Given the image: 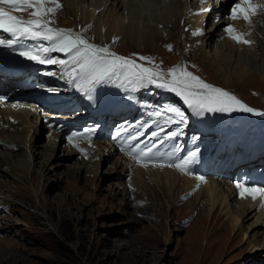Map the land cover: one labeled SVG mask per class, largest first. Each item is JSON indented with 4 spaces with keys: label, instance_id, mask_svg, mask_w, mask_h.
Returning a JSON list of instances; mask_svg holds the SVG:
<instances>
[{
    "label": "rangeland",
    "instance_id": "1",
    "mask_svg": "<svg viewBox=\"0 0 264 264\" xmlns=\"http://www.w3.org/2000/svg\"><path fill=\"white\" fill-rule=\"evenodd\" d=\"M105 1L107 0L102 1L100 8H96V17L99 16L103 22L109 20L110 12V2ZM169 1L141 0L139 13L148 14L150 10L153 11L155 17H151L150 22L156 24V17L161 16L162 8ZM208 1H189L191 6L188 10L185 7L187 0H182V3L177 1L182 14L169 21L170 36L160 38L151 47H143L142 50L131 43L120 44L118 38L112 42H100L89 26L80 24L79 16H67L68 9L61 0V7L49 17L54 21L50 26L72 30L92 44L108 47L118 55L137 59V62L151 67L152 64L138 60L140 56L149 57L164 72L173 67L185 66L205 82L230 92L256 111L264 112V54L257 60L246 52L236 53L228 47L216 59L205 57L214 56L216 48L205 45L203 37L210 31H216L222 35L219 41L223 42L226 39L225 27L231 25L235 28L230 22V14L238 2L222 0L219 5L216 0H210L211 8L207 10L204 24L193 26L194 19L189 18L188 14L198 13ZM254 3L264 5V0H254ZM86 7L91 12L95 10L91 1ZM20 13L31 16L29 11ZM117 15L123 17L125 22L128 21L127 10L120 9ZM223 21L227 23L224 24ZM239 22L241 29H235L237 33L244 34V39L249 38L248 41H251L264 37L258 32L260 28L264 32V7L251 16L250 23L242 18ZM231 40L235 45L250 47L249 44ZM215 64L221 66L228 80L216 75ZM46 67L55 69L49 65ZM72 67L69 64L66 69L64 67L63 72L58 71L57 78L68 77L67 72ZM43 69L44 66L38 72ZM236 73L247 76L239 81ZM117 83L116 86L112 85L108 97L99 106L103 115L97 119H109L111 109L120 105L122 109L129 108L130 115L138 116L140 123L145 122V130L152 132L164 127L165 132L180 133L163 143L159 142L160 138L150 140L149 147L156 143L150 154L151 159L159 154L157 160L163 165L169 161L160 153L169 158L172 151L170 141L180 137L185 140L189 136L185 128L194 120L199 121L202 126L218 124L226 114L229 126L235 120L231 116H248L251 124L248 128L249 138L255 135L257 141L264 144V115L234 111L197 116L174 93L154 85L135 87L130 92L114 96V91L120 93L125 88L121 80ZM51 88L55 91L60 89V92L63 89L56 84ZM108 88L107 81L98 84L92 99L87 98L85 103L78 104V108L90 110L92 105L88 104L97 103L98 96ZM18 106L17 111H13L11 107L7 110L8 113H13L16 118L21 113L30 116L23 115L19 121L23 127L14 133L18 135L20 144L23 145L28 140V149L31 147L33 153H41L37 156V166L31 175L29 152L22 151L19 157L18 147L0 146V153L3 152V155L8 156L9 151L13 150L20 163V169L13 172V176L17 178L14 181L0 165V253L5 250L17 252L23 261L20 264H264V249L260 247L263 244L262 226L257 228L251 226L253 221L242 220L235 226L232 223L234 214L230 213L225 204L217 206L216 212L210 213L204 184L194 186V183L184 182V177L199 175V171L196 174H186L172 167H144L125 156L117 155L120 151L115 152V147L113 149L112 145L101 141L95 142L91 146L92 153L89 150L85 155L78 154L69 143L67 146L62 140L58 142L56 149H50V146L47 147L51 140L50 131L47 134L44 128L38 126L37 120L32 121L37 118L33 117L35 109L27 103ZM169 106L180 108L187 120L183 123L165 124L168 115H172L174 121L177 119L174 114H165L163 118L153 115L155 111H164ZM119 125L126 127L123 123ZM115 128H119L117 124ZM148 137L149 132H144L136 141ZM142 150L146 151L147 148L142 147ZM175 161L177 163L178 159ZM169 169L174 173L170 175V181L163 173ZM188 187L192 188V192L185 190ZM198 195L200 200H196ZM46 198L49 204H46ZM256 231L259 235L254 236Z\"/></svg>",
    "mask_w": 264,
    "mask_h": 264
},
{
    "label": "snow or ice",
    "instance_id": "2",
    "mask_svg": "<svg viewBox=\"0 0 264 264\" xmlns=\"http://www.w3.org/2000/svg\"><path fill=\"white\" fill-rule=\"evenodd\" d=\"M48 5L52 6L49 7ZM60 7L59 0H0V31L7 33L10 37L6 39L0 35V46L11 48L25 39L52 42L51 47H41L35 51H22L20 55L39 64L66 66L71 63L73 67L68 72V76L73 80L78 77L84 78L85 90L88 93L94 91L96 85L116 79L135 87L154 85L156 88L174 93L197 116H204L206 113H230L234 111L264 115V112H258L249 107L230 92L205 82L199 76L188 71L185 66L173 67L164 72L149 57L140 56L138 60L152 64L151 67L146 66L145 63L137 62V59L118 55L108 47L92 44L72 30L51 27L50 25L54 21L49 17L53 16ZM262 7L264 5L254 3V0H238L231 9L230 19L242 18L250 23L251 16L255 15ZM22 11H29L31 18L23 19L14 14ZM225 31L238 43H251L244 39L243 34L237 33L231 25L226 26ZM39 52L64 53L70 57V60L43 58L39 55ZM89 99H92L91 95H89ZM165 114H174L177 118L174 121L173 116L168 115L164 121L165 124L183 123L187 120L186 114L178 107L169 106L164 111L158 110L153 113L158 118H163ZM148 127H151V125ZM90 132L91 130H89ZM162 133L165 134L161 136ZM179 134L175 131L165 132V128L160 127L150 133L149 139L155 141L156 138H160L159 142L163 143L165 140H172ZM86 135L88 133H73L68 137V140L73 143L74 139ZM116 135L119 136L120 133L117 132ZM143 135L144 132L140 131L135 135H130L129 139L137 140ZM73 146L79 147L75 143ZM155 147L156 143L154 142L146 151L133 155V159L147 167L148 163L152 162L150 154H152ZM80 150L84 151V149ZM197 158L198 151H191L179 162L167 166L175 167L181 172L187 173L191 165L197 162ZM154 166L164 167L165 165L154 163ZM198 179L204 182L203 176L198 177ZM236 188L239 190L242 199L250 197L253 201L258 199L264 201V187L248 186L237 182ZM261 207L264 208V203L261 204Z\"/></svg>",
    "mask_w": 264,
    "mask_h": 264
},
{
    "label": "bare ground",
    "instance_id": "3",
    "mask_svg": "<svg viewBox=\"0 0 264 264\" xmlns=\"http://www.w3.org/2000/svg\"><path fill=\"white\" fill-rule=\"evenodd\" d=\"M61 1L64 2V4L66 5V8L68 9L67 16H72V15L79 16L80 17V20H79L80 24H82L83 26L85 25V27L89 26L92 29L91 31H94V36L98 40H100V42H103V43H105L106 41L112 42L113 39L117 40V38H118L119 39L118 43L123 44L124 42H126L127 45L131 43L136 48H140V50H142L143 47L144 48L145 47H151L156 41L158 42L160 38L166 39L167 37L170 36L171 29L168 28L169 27V21L172 20V17H174V16L177 17L181 13V8L179 7L180 4L178 5L177 1L182 3V0H170L167 3V5L162 8L163 11L160 14L161 16L156 17L157 23L152 24L150 22V18L155 17V13L151 10L149 11L150 13H148V14H144V12L139 13V6L141 4V0H139V1L138 0H111V1L107 0V1H105L107 3L110 2L109 6H108V4H106L108 6V10H110L109 20L107 22L105 21L106 23L103 22L99 16L96 17V14H97L96 8H100L102 6L103 0H61ZM89 1H91L92 5L95 6V10H93L92 12L89 10V8L86 7V4H88ZM189 1L193 2L194 0H187V5L185 6L186 10H188V8L191 6V5H189ZM216 2L219 5L222 4V0H216ZM210 6H211V2L209 0L206 3V5L201 8L202 10L199 11L198 13H194V14H188V12L186 13V14H188L189 18L194 19L193 26L195 24H199L200 26H201V24H204L205 19L207 17V12H208L207 10H209L211 8ZM85 7L87 9H85ZM120 9L127 10V13H128V21L127 22H125L122 19L123 17H120L117 15V11L118 10L120 11ZM77 16H76V18H77ZM230 22L232 23L233 26H235V28H237V30H239L240 24H241L239 22V19H237V20L231 19ZM222 23L225 24L227 22L223 21ZM262 31H263V28H260L258 30L259 35H261V33H262V35L264 36V32H262ZM221 36L222 35L219 33H216V31H210L206 36L203 37V39L205 40V41L203 40L205 42V45H207L210 48H213V47L216 48V53H215L216 56L214 55L211 57L210 55H208V56L204 55L206 58H210L211 60H212V58L216 59L217 57L222 56L223 50L227 49L228 47H231V49H234V51H236V53H240V54L243 53L244 54V52H246V54L251 55L252 58L254 57L257 60H259V56H262L264 54V39H263L264 37H259L258 40H255V39L251 40L250 41L251 43L249 44L250 47L245 48L242 45L241 46L235 45L236 43L232 42V40H231L232 38L228 35L227 32H225L224 38L226 36V39L223 42L219 41ZM248 40H250V39L248 38ZM51 46H52V42H50L49 46L46 45V47H51ZM197 51H198V49H197ZM48 54H49V57L51 56L50 58L61 59V60H70L69 56L67 57V59H64V57H63V55H65L64 53H60V52H49V53L39 52L40 56L41 55H48ZM201 55H203V54H201ZM204 56H203V58H204ZM46 65L47 64H43L44 69L41 71V72H43V74L41 75V78L44 81L48 82V85L53 86L54 84L52 82H50L49 78L51 76H54V74L49 75L47 73L52 69H48L46 67ZM49 66L57 68L60 65L57 64V65H49ZM215 67H216V70H215L216 75L217 76L219 75L218 77L221 76L222 79H224L225 81L228 80V76L226 73L223 74V69L221 68V66H219V65L217 66V64H215ZM192 71H194V70H192ZM246 76L247 75L244 73H236L237 80H239V81L243 80ZM3 106L10 109L11 104H8V105L0 104V130H2V131H0V146L18 147V151L20 153L19 157H20L22 151L29 152V154H30L29 155L30 174L33 175L35 172V167L37 166V162H36V159L38 158L37 156L41 152H39V153L34 152L33 153V149H31V147L28 149V147H29L28 140L25 143H23V145L20 144L19 140L17 139L18 135L14 133L16 130L20 131V129L23 127V125L21 126V122H19L22 119L23 115L26 117H29L30 115L27 113L26 114L21 113V114H18L17 115L18 118H16L15 116H13V113H8V111L1 110V108H3ZM10 122L13 124H17V125L16 126L12 125V124H10ZM28 125H30V124H28ZM50 135H51V137H50L51 140L49 141V145L47 147L50 146V149H56V145L58 144L59 141L63 140V138L54 132H50ZM232 146L235 149L237 146V142L234 141ZM234 151L237 152L238 149L234 150ZM3 154H4L3 152L0 153V165H2L1 168L6 171L7 176H11L13 178V181L17 180V178L13 176V172L20 169V163H19V161H17V158H16L17 156L14 155L13 150L9 151L8 156H7V154L6 155H3ZM32 165H33V168H32ZM5 167H7L8 169H5ZM22 169H23V167H22ZM149 169L154 170L155 168H149ZM163 173L166 176L167 180L170 179V175L174 174L173 170H170V169L164 170ZM216 174L217 173L215 171L208 172V173L207 172H205V173L200 172L199 175L193 176L191 178L184 177L186 180L184 182H186V183L188 182V184L194 183V184H192L194 186L199 184V183L204 184L205 187L204 186L203 187L207 188V190H206L207 192L206 191L205 192L208 194V203L210 204V206H209L210 207V213H212L213 211L216 212L215 210H216L217 206H220L221 204H225L229 207L230 213L234 214L235 219H234V222H232V223H235V226L239 225L241 220L243 222L244 221H248V222L253 221L251 226H254V227H257V226L261 227L262 226V228L264 229V208L261 207V204L264 203V201H261L259 199L256 201H253L250 197L247 199H242L239 195V190L236 188V185L229 184L225 181L219 180L218 177H215ZM184 175H186V174H184ZM187 176H190V175H187ZM200 176L204 177V182H201L198 179V177H200ZM171 178H172V176H171ZM170 180H172V179H170ZM15 185H17V181L15 182ZM185 187H187V186H185ZM187 189H189V187L186 188L185 190H187ZM191 189H189V190H191ZM191 192H192V190H191ZM200 193H197V194H200ZM198 197H199V195L197 196L196 200H200ZM195 203H197V202H195ZM46 204H49V200L47 198H46ZM257 235H259V233L256 231L254 236H257ZM235 238L236 239L238 238L237 234L235 235ZM262 243L263 244L260 247H262L264 249V233H263ZM16 253L17 252L8 251V250H5L4 252L0 253V264H20V263H22L23 262L22 259Z\"/></svg>",
    "mask_w": 264,
    "mask_h": 264
}]
</instances>
